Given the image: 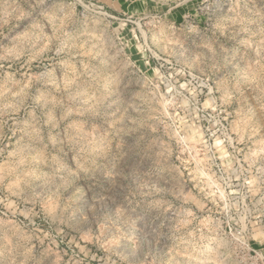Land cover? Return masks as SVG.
I'll use <instances>...</instances> for the list:
<instances>
[{"label": "rangeland", "instance_id": "374dc122", "mask_svg": "<svg viewBox=\"0 0 264 264\" xmlns=\"http://www.w3.org/2000/svg\"><path fill=\"white\" fill-rule=\"evenodd\" d=\"M0 264H264V0H0Z\"/></svg>", "mask_w": 264, "mask_h": 264}]
</instances>
